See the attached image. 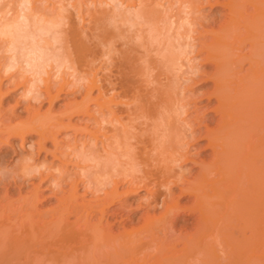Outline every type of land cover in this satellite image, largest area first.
I'll list each match as a JSON object with an SVG mask.
<instances>
[{"label": "bare ground", "instance_id": "1", "mask_svg": "<svg viewBox=\"0 0 264 264\" xmlns=\"http://www.w3.org/2000/svg\"><path fill=\"white\" fill-rule=\"evenodd\" d=\"M43 1L20 0L8 10L6 2L0 8V40L9 53L4 66L0 65V86L4 74L16 70L18 64L30 72L32 79L29 85L26 83V90L32 93L50 61L58 67L67 64V68L86 64L84 69L94 73L82 68L83 74L75 80L84 81L85 97L70 109L66 103L63 117L52 112L28 121V115L26 122L22 119L12 125V113L4 118L0 114V143L9 144L10 137L23 140L26 134L35 133L40 153L46 149L48 138L56 142L59 128L71 125L76 130L70 123L74 113L88 115L86 121L91 119L98 129L85 133L94 139L103 136L99 138L102 147L95 149L93 143V148L82 154L91 163L97 161L94 167L99 170L95 172L93 164L90 172L102 176L106 171L111 180L107 183L113 185H108L112 187L109 190L106 183L100 188L107 175L95 178L88 172L90 178L103 179L94 184V191L103 196L79 200L78 184L70 181L68 192L56 196L55 205L41 209L37 205L44 200L39 196L41 182L46 181L53 165L45 169L49 173L46 177L38 175L37 183L33 181L35 175L26 177L33 169L25 165L10 170L12 174L8 171V180L4 173L7 181L2 180L5 191L0 190V264H258L264 257V0H100L97 9L86 6V11L82 10L83 0H52L49 8L43 7ZM202 4L210 10L220 6V14L206 20L202 13L196 17ZM247 4L252 12H247ZM197 18L206 23L200 22L202 30L198 34L202 39L193 45L190 35ZM194 51L200 57L190 59ZM194 60L212 65V70L199 71L193 66ZM245 62L249 66L242 73ZM90 63H97V67ZM196 72L201 77L192 79ZM185 76L202 86L211 82L199 94L191 90L188 101L193 107L203 100L204 104L214 101L207 111L218 115L216 120L208 112L181 117L188 110L182 95L183 83L188 81ZM95 89L93 97L90 94ZM46 90L47 101L52 104L61 89L56 95ZM6 92L0 90V103ZM89 102L96 110H90ZM66 116L67 123H63ZM202 140L205 143L199 149H210L211 159L197 162L190 152ZM52 150L44 151L56 157ZM187 162L199 166L197 174L185 177L176 168ZM61 167L58 169L62 172ZM19 179V186L30 181L33 190L15 203L20 196L12 199L8 187L15 186ZM121 181H127V188L118 189ZM173 187H177V194L172 192ZM138 190L146 191L142 197L146 211L159 207L162 211L158 215L152 211L153 215L143 214L138 226L128 228L123 222V228L115 232L113 219L114 223L118 217L120 220L124 210L130 211L124 218L131 219L135 214L128 198ZM184 197L192 199L180 205ZM116 198L122 202L110 208ZM71 214L76 216L73 221L69 219ZM192 215L195 218L184 223Z\"/></svg>", "mask_w": 264, "mask_h": 264}, {"label": "rangeland", "instance_id": "2", "mask_svg": "<svg viewBox=\"0 0 264 264\" xmlns=\"http://www.w3.org/2000/svg\"><path fill=\"white\" fill-rule=\"evenodd\" d=\"M2 1V0H1ZM0 1V2H1ZM4 1V2H3ZM2 2H1V5H0V8L2 7V6H5L6 4H8L7 5V10L12 6V3H15V2H18V1H20V0H3ZM44 1H45V3H44ZM43 1V3H44V5H43V7H45V8H49L50 6H51V2H52V0L50 1L49 0V2H46V0H44ZM48 1V0H47ZM54 1V0H53ZM73 1V0H72ZM100 0H94V2H93V0H83V5H82V10H84V11H86L85 9V7L87 6L90 10H91V8L92 9H97V7H98V2H99ZM6 2H8V3H6ZM6 3V4H5ZM42 3V4H43ZM93 3V4H92ZM164 3V6H167L168 4H166L165 2H163ZM5 4V5H4ZM84 4H86V5H84ZM95 4V5H94ZM92 5V6H91ZM249 6V7H248ZM96 7V8H95ZM132 7V6H131ZM218 7H220V6H216V7H214L212 10H210L209 9V7L207 6V5H205V4H202L201 5V7H200V9H201V12L199 13V14H197V16L196 17H200V14L202 13L203 15H204V17H206L204 20H206L207 18H210V17H212V16H214L215 14L216 15H218V14H220V9L221 8H218ZM250 7H251V9H250ZM249 8V9H248ZM6 9V8H5ZM253 8H252V6L251 5H248L247 4V12H252V11H249V10H252ZM71 10H72V14L74 15V16H76V14H75V11L76 10H74V9H72V7H71ZM85 13H87V12H85ZM195 19L196 21H195V26H196V28H192V29H194V30H192L193 31V35L191 34L190 36L192 37V39L194 40L193 41V45H197L198 44V41H200L199 39H202L201 37H200V35L198 34V32L200 31V30H202V26L201 25H199L200 24V22H202V21H200L199 19ZM219 19H220V17H219ZM203 20V21H204ZM194 23V22H193ZM203 23V22H202ZM206 22L204 21V23L203 24H205ZM197 26H198V28H197ZM199 30V31H198ZM197 31V32H196ZM198 34V35H195V34ZM196 37V38H195ZM199 37V38H198ZM207 37V39L209 38L208 36H206ZM204 39H206L205 37H204ZM203 39V40H204ZM3 43V44H2ZM192 43V42H191ZM5 43H4V41L2 42L1 40H0V58H1V60H2V62H1V60H0V65L1 66H4V63H5V60H6V58L9 56V53L8 52H6V51H4V49L6 50V48H4L5 46H3ZM2 45V46H1ZM245 51H247V49H244ZM244 50L242 51V53H244ZM8 53V54H7ZM246 53V52H245ZM87 54V53H86ZM90 54V53H89ZM92 54V53H91ZM88 55V54H87ZM89 56H91V55H89ZM86 57H88V56H86ZM199 58L200 56L199 55H196V52L194 51L193 52V54H191L190 55V59H192V58ZM4 58V59H3ZM88 59H90V58H88ZM52 65H51V64ZM55 62L54 61H50L48 64H47V66H45V70H44V73L43 74H41L40 76H39V78L41 79H38V81H36V86L33 88V93H39V95L37 96V94H33V96L32 97H38V98H36V99H39V103H35V102H33L34 101V99H32V98H29L27 101H25L24 99H23V97H24V94H26L28 91L26 90V88H28L29 86V84H28V82H29V79L31 80L32 79V77L30 78V75L28 74V73H30V72H28L25 68H24V70H23V68H22V66H24V65H22V66H19V64H18V67L16 66V70H10L9 71V73L10 74H4V76H3V81H1V84L3 85H1L0 87V90L3 92L4 91V93H5V89H6V91L8 90L9 92L7 93L6 92V94H2L3 96V98H1V103H0V114H1V116L4 118V117H7V115L10 117V115L9 114H11L12 113V115H13V118H12V116H11V118L13 119H11L12 121H11V124L13 125V124H15V122H16V124L18 123V121H19V123L22 121V119L24 120V121H22V122H26V118H27V116H28V121H29V119H32V118H30V117H34V118H41V117H43V115L44 116H47V115H49L50 113H51V115L54 113V115H55V112L56 113H61V116L63 115V113H62V111L66 108V103H67V107H69L68 109H70V105L71 104H75V103H79V101L81 102V100H83V98L85 97L84 96V93H85V91H86V86H85V84H84V81H76L77 80V78H79V76H81L83 73H82V71H84V70H90L89 68L88 69H84V66H88V65H86V64H82L83 66H78V64H74L75 65V67L77 68H73V67H69V68H67V64H65L63 67H58L59 65H55L54 64ZM97 64V63H96ZM96 64H93V63H90V65H95L96 66ZM81 65V64H80ZM49 66V67H48ZM78 66V67H77ZM92 66V67H93ZM193 66H198V68H199V71H206V72H209V71H211L212 70V65H201V64H199L198 63V61L196 60H194L193 61ZM249 66V64L247 63V62H245L244 64H243V70L241 71L242 73H244L245 71H246V69H247V67ZM57 67H58V69H57ZM97 67V66H96ZM20 68V69H19ZM73 68V69H72ZM82 68L84 69V70H82ZM69 69V70H68ZM94 69V68H93ZM56 70H58V71H56ZM63 70V71H62ZM96 70H97V68H96ZM14 71V72H13ZM19 71H21V72H19ZM24 71H27L25 74H24ZM43 71V70H42ZM61 71V72H60ZM72 71V72H71ZM91 71V70H90ZM93 71V70H92ZM91 71V72H92ZM60 72V73H59ZM71 72V73H70ZM0 73H2L1 72V70H0ZM13 73V74H12ZM48 73V74H47ZM70 73V74H69ZM75 73V74H74ZM92 73H94V72H92ZM197 73V74H196ZM193 76H195L194 78H192V79H198L199 77H201V74H199L200 72H196ZM12 74V75H11ZM19 74V75H18ZM22 74H23V76H22ZM28 74V75H27ZM39 74H40V71H39ZM59 74V75H58ZM9 76V77H8ZM11 76V77H10ZM14 76H17L16 78H14ZM19 76V77H18ZM26 76V77H25ZM192 76V77H193ZM37 77H38V75H37ZM64 77V78H63ZM71 77V78H70ZM75 77V78H74ZM17 78H18V80H17ZM23 78L25 79V80H23ZM185 78H188V81L187 82H184L183 83V86H184V88H185V90H183V92H182V95H184L185 96V99L183 100L184 101V104L186 105V108H188V110H187V113H186V115H182L181 117H186V116H194V115H199L200 116V114L202 115L203 113H207V114H209V116H214L213 117V120H216L217 118H218V115H213V112L212 111H207L208 109H210V107H212V105L214 106L215 105V102L214 101H212L211 103H208V104H204L205 103V100H203V102H202V104L201 105H199L198 107H193V106H191V102H189L188 100H189V95H190V93H191V90H195V94H199V93H201L202 91H204L208 86H210L211 85V82L210 81H208V82H205V83H202L203 84V86L202 85H200V82L198 81V83H197V81H196V83L197 84H195V81H193L192 79H191V77L189 76H185ZM14 81H13V80ZM16 79V80H15ZM22 79V80H21ZM67 79V80H66ZM76 79V80H75ZM190 79V80H189ZM8 80H10V81H8ZM79 80V79H78ZM40 81V82H39ZM76 81V82H75ZM25 82V83H24ZM37 82H39V83H37ZM193 82V83H192ZM16 83V84H15ZM23 83V84H22ZM26 83L28 84V85H26ZM79 83V84H78ZM81 83V84H80ZM19 84V85H18ZM17 85V87H15ZM25 87H24V86ZM38 85V86H37ZM47 85V86H46ZM60 85H61V87L62 86H64V87H62V88H60ZM37 87V88H36ZM83 87V88H82ZM192 87V88H191ZM11 88V89H10ZM61 89V91L60 92H58V90L59 89ZM46 89H49L48 91L49 92H51V94L53 95L54 93V95H56V94H58L59 93V95H58V97L56 96V98H54L53 99V102H52V104H50L48 101H47V90ZM190 90V91H189ZM26 91V92H25ZM186 91V92H185ZM58 92V93H57ZM199 92V93H198ZM97 93V90L95 89V90H92V92H91V94L90 95H92L93 97L95 96V94ZM40 94H41V97H39L40 96ZM189 94V95H188ZM188 95V96H187ZM91 96V97H92ZM182 101V102H183ZM73 102V103H72ZM189 102V103H188ZM89 103H91V102H89ZM50 105V106H49ZM90 106H89V108H90V110H96V106H95V104L94 103H91V104H89ZM72 106V105H71ZM92 106V107H91ZM190 106V107H189ZM65 107V108H64ZM190 108V109H189ZM4 111V112H3ZM70 111V110H69ZM202 111V112H201ZM53 112V113H52ZM66 112H67V110H66ZM64 113L65 115H67L68 113ZM34 113V114H33ZM199 113V114H198ZM38 115L37 117L35 116V115ZM32 115V116H31ZM57 115V114H56ZM60 115V114H59ZM64 115V116H65ZM73 115V114H72ZM88 115H83L82 113L81 114H75L74 113V115L73 116H71L70 117V119H71V122L70 123H72L73 125H75L74 127H76V130L74 129V128H72L71 127V125H70V127L69 126H67V127H62V128H59V129H61V130H59V129H57V130H59V132L57 131V133L55 132V134H56V142H54L53 140H52V142H53V144H52V142H51V140H50V138H48L49 140H46L45 142V145H44V147L46 148V149H44L45 151H47V149L49 150H55V155H56V157H52V156H54V155H52L53 153H50V152H46L45 153V151L42 149V151L40 150V153H38L37 152V149H38V146H36V145H38V143L36 144V141H38L39 139V137L37 136V134H35V133H28V134H26L25 135V138L23 139V140H21V138H19V136L18 137H10V139H9V144L7 143V144H2L1 145V143H0V146L1 147H3L2 149H0L1 151H3V152H1L0 151V153H3V155H5L6 156V158H5V156L4 157H2V154H0V156H1V158L3 159V160H0V175H3L4 173V176L6 175V177H7V180H8V176H10L9 174H12L14 171H13V169H15L16 167L18 168L19 166H24V167H26V168H28V169H35V168H37L39 165H40V163H42V164H44L45 166H47V167H45V169L48 171L49 170V168H50V166H56L57 168L59 167V168H62L61 166H63V169H61V170H64V171H60L61 173L60 174H57L55 171H54V167H53V169H52V167H51V171L49 170L48 172L50 173H48L45 169L43 170V171H41L39 174L40 175H43V176H40V177H44V175H45V177H46V172L50 175H47V177L46 178H44V180L43 181H45V179H46V181L45 182H41V189L39 190V196L42 198V199H44V200H41V202H38L37 203V205H39V208H41V209H48L50 206H52V205H55V203H56V196H60V195H62L64 192H68V190H69V188H70V184H72V183H74V182H76L78 185V187H77V193H78V196L80 197V199L79 200H81V199H83L84 198V200H92V199H96L97 197H96V194L97 195H101V196H103V194H102V192H97V191H94V190H96L95 189V185L94 184H96V183H101L100 181H102L103 182V179H101V180H99L98 181V179H100L102 176H103V178H104V174L105 175H107V176H105V178L104 179H106L107 178V180L105 181V182H103V184L104 183H106V184H102L101 183V185H102V187L101 186H99L100 188H103V186H107V190H109V189H112V182H111V184L110 183H107V182H110L111 180L110 179H108L109 177V175L108 174H106L105 172L106 171H104L105 169L103 168L102 170L104 171V173H102V176L100 175V172H99V174L98 173H95V172H97V170H99V168L97 169V167H94V166H97L96 165V163H97V161H95L94 163H91V160H88L86 157H85V154H82V153H84V151L85 150H88L90 147H92L93 148V146H94V144H95V146H94V148L96 149V148H101L100 147V144H101V140H100V143H99V138H102L101 137V135H99L98 136V138L97 139H94L95 137H92V135H90L89 133H85L86 132V130H88L89 131V129L91 130V131H93V129H95V128H97L98 129V127H96V125L97 124H95L94 123V121H91V119H90V121H86V119L88 118L87 117ZM17 117V118H16ZM63 117V116H62ZM180 117V118H181ZM0 119L2 120V118L0 117ZM15 119V120H14ZM37 119H35V120H37ZM21 120V121H20ZM62 120H63V123H67L66 121L68 120V116H66V117H64V118H62ZM85 121H86V123H85ZM90 122V123H89ZM6 124V123H5ZM95 124V125H94ZM212 125V124H211ZM84 127H86V128H84ZM84 128V129H83ZM96 129V130H97ZM55 130V129H54ZM74 130L76 131V132H74ZM90 132V131H89ZM98 133V132H97ZM99 134V133H98ZM89 135V136H88ZM5 136V135H4ZM3 136V138H5ZM12 138V139H11ZM94 140H95V142H94ZM21 141H23V142H21ZM59 142V143H58ZM184 142H186V140H184ZM31 143H33L34 144V149L32 150V151H29V149H28V145L29 144H31ZM56 145H55V144ZM94 143V144H93ZM97 143V144H96ZM204 143H205V140H202V141H199V143L196 145V147H197V149L196 148H194V149H192L191 150V156L190 157H192V158H194V160H196L197 162H199L200 160H202V159H211V155H210V152H211V150L210 149H206V150H200L199 149V147L201 146V144L202 145H204ZM91 144V145H90ZM92 144H93V146H92ZM10 145V146H9ZM53 145H55V146H58L59 145V149H56L55 148V146L53 147ZM15 147V148H14ZM36 147V148H35ZM62 147V148H61ZM55 148V149H54ZM81 148V149H80ZM6 149V151H4ZM13 150V151H12ZM52 150V151H53ZM80 150V151H79ZM83 150V151H82ZM200 150V151H199ZM15 151V152H14ZM57 151V152H56ZM210 151V152H209ZM37 152V153H36ZM64 152V153H63ZM200 154H199V153ZM32 153V154H31ZM49 153V154H48ZM31 154V155H30ZM44 154H46V156L44 155ZM28 155H30V156H28ZM82 155H83V159H81L82 158ZM210 155V156H209ZM33 156V157H32ZM61 156V158H59V157ZM81 156V157H80ZM195 156V157H194ZM209 156V157H208ZM31 157V160L30 159H28V158H30ZM45 157V158H44ZM58 157V158H57ZM77 157V158H76ZM79 157V158H78ZM26 159V160H25ZM84 159H85V161H84ZM27 160H29L28 162V164L29 165H32V167L34 166V165H37V167L35 166L34 168H32L31 166H29L26 162H27ZM51 160V161H50ZM87 160L88 161H90V162H87ZM22 161V162H21ZM25 163H24V162ZM42 161V162H41ZM53 161V162H52ZM31 162V163H30ZM84 162V163H83ZM87 162V163H86ZM47 163V164H46ZM63 163V164H62ZM39 164V165H38ZM41 164V165H42ZM51 164V165H50ZM93 164H95V165H93ZM182 164V163H181ZM28 165V166H27ZM92 165H93V168H94V170H95V172H94V174H96V176L97 177H100V178H98V179H93V177L92 176H95V175H93V173H91L90 171H91V168L90 167H92ZM176 165V164H175ZM175 165H173V166H175ZM195 165V166H194ZM192 164V163H190V162H187V163H183L182 165H179V164H177L176 166H178V167H176L178 170L180 169V170H184V169H187L188 171H183L184 173V175L183 176H190V175H195V174H197V171L199 170V166L197 165V164ZM186 166V167H185ZM55 167V168H56ZM65 167V168H64ZM96 168V169H95ZM10 170H12L11 172H10ZM53 170V171H52ZM94 170H92V172L94 171ZM101 170V169H100ZM4 171V172H3ZM10 173H9V172ZM67 171V172H66ZM75 171H77L78 173H76ZM7 172L9 173V174H7ZM91 173L90 175H92L91 176V178L88 176V174L89 173ZM66 173V174H65ZM68 173H69V175H68ZM81 173L84 175H82L81 176ZM86 173H88V174H86ZM195 173V174H194ZM51 174H52V177H51ZM74 174H76L75 176H74ZM86 175V176H85ZM39 176H36V180H33V181H35L34 183H37L36 181H38L39 180ZM62 176H64L65 177V180L64 179H62ZM71 176V178H69ZM77 176V177H76ZM80 176V177H79ZM96 176H95V178H96ZM5 177V178H6ZM49 177V178H48ZM58 177V178H57ZM63 177V178H64ZM84 177V178H83ZM47 178H48V180H47ZM54 178H55V180L58 182V184L60 185V184H62V185H60V187H64V189H60V187H59V190H53L52 188H51V181H53L54 180ZM80 178V179H79ZM88 179V183L86 184V181H87V179ZM89 178H90V181H92V182H90L89 181ZM58 179V180H57ZM60 179V180H59ZM76 179V180H75ZM79 179V180H78ZM81 179H83V181L81 180ZM92 179V180H91ZM3 179H0V190H3V191H5L4 189L5 188H3V185H4V182L5 181H7V180H3ZM11 180V179H10ZM110 180V181H109ZM18 181H20L21 182V180L19 179V180H17V183L15 182V186H13L14 185V183H13V181L11 180V183L13 184L12 185V187H11V185L9 186V187H11V189L8 187V195H9V193L13 196L12 197V199H14V197H19L17 200H15L14 199V202L16 201V202H18V200H20V198H21V195H23V194H28V193H30L29 191H31L32 192V183L30 182V181H28L27 183L28 184H26V183H24V185L26 184V186H23V185H21V186H19L18 185ZM72 183H71V182ZM80 181V182H79ZM82 181V182H81ZM93 181H98V182H93ZM19 182V183H20ZM26 182V181H25ZM91 183H92V186L94 187L93 189H92V186H91ZM50 184V185H49ZM89 184H90V186H91V191L89 190ZM17 185V186H16ZM108 185H111V186H109V187H111V188H109L108 187ZM128 185V183H127V181H121V183L119 184V186H118V189L119 190H123V189H125V188H127L126 186ZM87 186V187H86ZM4 187H5V185H4ZM14 187V188H13ZM16 187H19V188H16ZM21 187V188H20ZM45 187V188H44ZM86 187V188H85ZM104 188V189H105ZM122 188V189H121ZM15 189V190H14ZM105 189V190H106ZM11 190V191H10ZM3 191H0L1 193H3ZM14 191H15V193H14ZM27 191V192H26ZM41 191V192H40ZM53 192H55L54 194H53ZM146 191L145 190H138V192H136V193H133L132 194V196H130L129 198H128V203L130 202L131 204V206L130 207H133L132 209H133V212L135 213V214H133V217L131 218V219H129V218H124V217H126V215H128L129 213H130V211L129 212H127L126 210H124V212L121 214L122 215V217H120L121 219L119 220V217L117 218V222L116 223H114V219H113V224H115V225H113V229H114V231L115 232H117V230H120V229H122L123 228V225H124V223L123 222H125V225L127 226H130V227H133V225L134 226H138V225H140V223H142V221L141 220H143L142 218H144L143 216L145 215V216H147V215H150V213H151V215H153L152 214V212L153 213H155L156 215H158L162 210H161V208L159 207V208H156L155 209V211H152V210H149V212L148 211H146V206H145V201H144V198H142V197H144V195L146 194L145 193ZM172 192H174V194H177V192H178V190H177V187H173L172 188ZM57 194V195H56ZM60 194V195H59ZM19 195V196H18ZM53 195V196H52ZM55 195V196H54ZM82 196V197H81ZM111 196H112V194H111ZM111 196H109V197H111ZM50 197V198H49ZM40 198V199H41ZM108 198V197H107ZM106 198V199H107ZM191 197H184V198H181L180 199V202H179V204L180 205H185V204H187L188 202H190L191 201ZM108 200V199H107ZM116 201V203L114 204H112V205H110L109 207L111 208H115L116 206L118 207V205L120 204V201L122 200H120L119 198H118V200H117V198L115 199ZM190 200V201H189ZM40 201V200H39ZM0 202H1V204H2V202L3 201H1V199H0ZM15 202V203H16ZM43 202V203H42ZM122 202V201H121ZM54 203V204H53ZM142 203H144V204H142ZM142 204V205H141ZM136 207H135V206ZM138 205H141V206H139L138 207ZM49 206V207H48ZM116 207V208H117ZM134 208H136V209H134ZM160 209V210H159ZM136 210V211H135ZM125 211H126V213H125ZM150 211H152V212H150ZM132 212V211H131ZM144 212H147V213H144ZM149 213V214H148ZM144 214V215H143ZM143 215V216H142ZM75 215H70L69 217V219L71 220V221H73V219H75V217H74ZM124 216V217H123ZM142 216V218H140ZM94 218V217H93ZM195 218V215H192L190 218H189V221H185L184 223H189L190 221H192L193 219ZM119 220V221H118ZM124 220V221H123ZM130 220H132V222L130 221ZM140 222H139V221ZM121 221V222H120ZM127 223V224H126ZM121 224H123V225H121ZM180 224V223H179ZM118 226V227H117ZM127 226V227H128ZM130 227H128V228H130ZM117 228V229H116ZM162 233H160V235H161ZM163 235V234H162ZM161 235V236H162ZM181 244H178L177 246H179V247H181L180 246ZM219 252H220V250H218ZM220 253H222V251L220 252ZM219 253V255H222V257H223V254H220ZM261 259H264V257H262ZM259 260L258 261V264H264V260ZM223 262H226L227 263V261L225 260V261H223Z\"/></svg>", "mask_w": 264, "mask_h": 264}, {"label": "clouds", "instance_id": "3", "mask_svg": "<svg viewBox=\"0 0 264 264\" xmlns=\"http://www.w3.org/2000/svg\"><path fill=\"white\" fill-rule=\"evenodd\" d=\"M31 87V86H30ZM32 96H33V93H32V91L30 90V91H28L26 94H24V97H23V99L25 100V101H27L29 98H32ZM33 102H35V103H39V99H34V101ZM28 149H29V151H32L33 149H34V144H29L28 145ZM45 165H40L39 167H37V168H35L33 171H31V172H28V173H26V177L27 178H31L32 176H38L39 175V173L42 171V170H44L45 169ZM57 174H60V170L57 168V169H55L54 170ZM182 171H188L187 169H184V170H182ZM5 177L4 176H2V175H0V179H4ZM51 188L53 189V190H59V187H60V185L58 184V182L56 181V180H53V181H51Z\"/></svg>", "mask_w": 264, "mask_h": 264}]
</instances>
